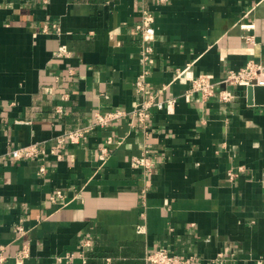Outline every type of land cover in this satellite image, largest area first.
I'll return each mask as SVG.
<instances>
[{
  "label": "crops",
  "instance_id": "0c3cea01",
  "mask_svg": "<svg viewBox=\"0 0 264 264\" xmlns=\"http://www.w3.org/2000/svg\"><path fill=\"white\" fill-rule=\"evenodd\" d=\"M144 9L156 16L147 62L135 27ZM249 61L264 62V0H0L5 264H84L81 254L87 264H147L161 248L199 255L201 264H214L221 251L233 264L264 258V105L241 86H230L234 98L223 102L224 85L188 101L190 81L175 78L185 69L219 80ZM144 70L145 97L176 98L171 112L152 109L148 134L130 116ZM115 109L128 114L78 144L65 141L62 158L52 152L66 131ZM33 143L45 154L12 159L14 148ZM147 148L155 165L145 176L132 158ZM57 189L65 197L52 201ZM25 246L30 255L18 262ZM68 253L76 258L58 260Z\"/></svg>",
  "mask_w": 264,
  "mask_h": 264
},
{
  "label": "built area",
  "instance_id": "2783aa9c",
  "mask_svg": "<svg viewBox=\"0 0 264 264\" xmlns=\"http://www.w3.org/2000/svg\"><path fill=\"white\" fill-rule=\"evenodd\" d=\"M162 2L167 0H160ZM245 29H254L255 24H242ZM136 30L141 35L143 42L141 44V59L143 62H147L151 59L155 52V37H156V16L151 10H143L140 20L135 24ZM247 42H254L255 36L253 34H247L245 36ZM65 52V47L62 46L57 53L62 54ZM186 70H177L175 78L185 77L186 80L190 81V88L184 93L186 100H191L193 94L199 93L203 99H209L213 97L217 92V87L219 85H224L225 88L218 92L219 98L224 101H230L234 98V93L229 89L230 86H241L249 87L261 85L264 86V62L249 61L244 67L238 70H230L225 76L216 80L212 73H201L197 76H187ZM147 78L148 70H144L136 80V89L139 94L142 95V99L137 103L135 109L130 113L132 120L137 122V125L141 126L146 133H149L150 126L149 121L152 114V109L155 107L160 110L167 109L168 112L172 111L176 103V98H169L165 100L158 99V95L151 94L149 96H144L147 92ZM128 112L122 109L98 111L95 114V120L86 126L77 127L70 129L65 132L64 139L60 140V143L52 147V152L57 155L58 158H62V153L60 148L64 146L65 141H69L74 144L80 143L82 140L86 139L88 133L96 127L106 128L109 124L116 122L124 116H127ZM109 139V138H108ZM114 140L110 138L107 140L108 144L113 143ZM149 148L145 150L142 156H134L132 159V165L135 167H141L144 170V175L148 176L153 172L155 160L150 154ZM45 154V149L39 147L37 144H29L14 148L10 155L13 160H23L26 158H38ZM109 148L104 145L101 148L100 160L105 163L108 159ZM102 163V164H103ZM40 171L46 172V168L43 165ZM233 174V173H232ZM142 199L145 202L147 198V188L142 190ZM65 197L62 189H57L52 195V201L62 200ZM15 231L20 235L24 234L26 231L23 224H17L15 226ZM85 246L90 245V240L84 242ZM30 250L25 246L22 251H20L16 257L18 262H23L25 258L29 257ZM213 263L214 264H233V258L227 256L225 251H221L217 254ZM80 257L83 259V263L87 264V257L81 254ZM8 256L4 252V247L0 246V264H5ZM76 258L73 253H68L63 256H58L60 262L72 261ZM147 264H201L202 259L199 255L189 254L187 256H181L177 253H172L166 248L157 249L149 252L146 255ZM256 264H264V258H260L256 261Z\"/></svg>",
  "mask_w": 264,
  "mask_h": 264
},
{
  "label": "water",
  "instance_id": "95a60500",
  "mask_svg": "<svg viewBox=\"0 0 264 264\" xmlns=\"http://www.w3.org/2000/svg\"><path fill=\"white\" fill-rule=\"evenodd\" d=\"M247 91L251 103L264 105V86H249L247 87Z\"/></svg>",
  "mask_w": 264,
  "mask_h": 264
}]
</instances>
